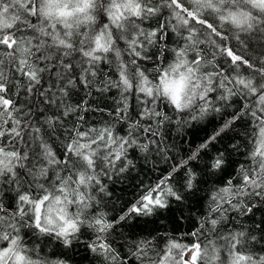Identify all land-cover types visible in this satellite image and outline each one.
Segmentation results:
<instances>
[{
  "label": "snow or ice",
  "instance_id": "1",
  "mask_svg": "<svg viewBox=\"0 0 264 264\" xmlns=\"http://www.w3.org/2000/svg\"><path fill=\"white\" fill-rule=\"evenodd\" d=\"M251 32L264 33V0H0V264H70L50 259L45 242L83 245L97 264H264V227H226L264 198V59L229 44ZM236 104L187 159L108 215L109 182L127 179L138 156L167 158L172 129ZM205 176L217 179L180 239L120 231L185 204Z\"/></svg>",
  "mask_w": 264,
  "mask_h": 264
},
{
  "label": "trees",
  "instance_id": "2",
  "mask_svg": "<svg viewBox=\"0 0 264 264\" xmlns=\"http://www.w3.org/2000/svg\"><path fill=\"white\" fill-rule=\"evenodd\" d=\"M229 44L236 51L242 52L245 56L253 61L264 59V33L251 32L240 33L239 39L232 38ZM235 107H228L221 113H213L200 120H189L188 124L177 130L172 129L167 138L169 151L167 158L153 154L145 161L142 157L137 158V167L134 171L127 175V179L120 180L116 183L109 182V188L112 192L110 198L106 199L108 215L117 216L122 210L134 202V200L143 192L148 185L155 184L157 179L167 174L173 164H178L182 160L195 151L209 136L216 131L220 125L227 119L228 115L234 111ZM242 128L239 124L235 131H228L217 139L214 144L209 145V150L206 153H201L203 159L192 161L191 166L197 172H201L204 167V160L209 156L215 155L216 150H223L235 137L236 133H241ZM234 161H240L243 157L239 153L232 155ZM230 170V169H229ZM183 171L181 170L175 176V180L179 183L182 180ZM216 177L205 176L204 180L207 184H201V191L196 196H189L185 204L173 203L167 210L157 216L136 217L131 219L127 224L123 225L120 231L132 240L146 237L149 234L156 236L158 234H170L180 239L181 233L191 231L195 223V216L201 211L197 204L206 195V189L211 186ZM4 203L8 207H13L11 193L6 194ZM252 211L247 213H231V219L226 227L230 230L234 229H256V234L260 232L257 226L264 227V198L254 197L250 201ZM183 214L185 217L193 219L177 222V218ZM183 242H191V237H184ZM44 252L50 259L64 258L68 259L70 264H97L95 256L90 253L83 245H77L70 250L62 249L57 243H47L43 245ZM61 253L64 255L61 257Z\"/></svg>",
  "mask_w": 264,
  "mask_h": 264
}]
</instances>
